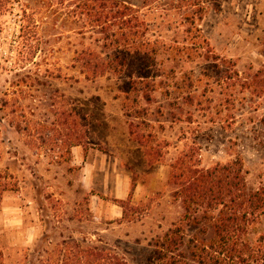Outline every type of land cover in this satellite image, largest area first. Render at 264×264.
<instances>
[{
	"label": "rangeland",
	"instance_id": "rangeland-1",
	"mask_svg": "<svg viewBox=\"0 0 264 264\" xmlns=\"http://www.w3.org/2000/svg\"><path fill=\"white\" fill-rule=\"evenodd\" d=\"M115 1L140 11L146 39L158 46L150 102L140 84L126 94L125 75L82 68L83 52L107 53L104 35L58 0L36 2V18H0V176L13 186L0 204V264H43L63 239L150 264L153 242L181 213L167 183L181 154L202 169L240 161L247 185L264 187V73L253 79L264 65V0H201V20L183 18L189 11L173 0ZM72 112L76 131L82 114L90 126L116 120L111 149L101 125L83 139L109 157L92 191L67 162ZM47 129L56 135L47 138ZM126 179L124 215L109 220ZM261 238L264 215L245 240Z\"/></svg>",
	"mask_w": 264,
	"mask_h": 264
},
{
	"label": "trees",
	"instance_id": "trees-1",
	"mask_svg": "<svg viewBox=\"0 0 264 264\" xmlns=\"http://www.w3.org/2000/svg\"><path fill=\"white\" fill-rule=\"evenodd\" d=\"M51 1L0 0V18L12 14L15 18H36L39 14L36 8L41 7L37 3L45 5ZM58 1L69 11L71 18H88L104 35L106 44L103 47L107 53L83 52L82 68L93 76L107 70L125 75L126 94L140 84L144 91L142 98L150 102L152 73L159 53L157 44L146 39L140 11L115 0ZM148 1L144 0L145 6ZM173 1L189 11L183 18H204L206 9L201 0ZM262 73L264 65L253 79L258 80ZM74 114L71 113V128L65 143L68 157L70 149L82 145L90 131L89 119L84 114L80 118L84 126L80 131L72 129L79 125L77 121L72 124ZM66 121L70 120L67 118ZM47 130V138L57 133ZM38 136L40 143L45 145L47 139ZM170 170L167 181L170 196L181 213L164 236L153 242L150 264H232L235 260L238 261L236 264H264V238L258 245L245 240L249 229L264 215V187L253 189L247 185L242 163L235 161L202 169L192 164L187 155L181 154L170 165ZM12 187L7 177L0 176V204L3 193ZM132 189L133 186L131 192ZM115 202L124 209L126 202ZM192 231L196 234L189 236L187 232ZM46 254L49 257L43 264H127L122 256L111 250L97 245L85 246L73 239H63Z\"/></svg>",
	"mask_w": 264,
	"mask_h": 264
},
{
	"label": "crops",
	"instance_id": "crops-1",
	"mask_svg": "<svg viewBox=\"0 0 264 264\" xmlns=\"http://www.w3.org/2000/svg\"><path fill=\"white\" fill-rule=\"evenodd\" d=\"M116 115V114H115ZM118 115V114H117ZM122 115V114H121ZM120 117V116H119ZM104 119L98 121L97 122H93L90 126V131L91 132V138L95 137L98 135V129H99V125H101L103 127V129H107V134H103V139H101L100 141L103 144H106V146L108 148H112V141L115 140L116 134L112 133V130L114 128V126L116 125V120L113 117H103ZM120 133H118L117 135H119L120 137H126L128 134V128H127V124L124 120L123 122V128L122 126H120ZM117 131V132H119ZM121 131H123V134L121 133ZM91 145V146H90ZM88 148L82 144L79 146H74L70 149V155L68 157L67 162L69 163V167H74L77 166L79 167V172L82 173V183L83 186H81L83 189L85 190H94L95 189V184H96V179L99 173L104 172V170H106L109 167V163L108 160L109 159L108 155L105 153L100 152L98 149H96L94 146H92V144H88L87 145ZM104 165L108 166L107 168H104ZM103 167V168H102ZM122 175V173H120ZM120 180V179H119ZM119 183H121V186L118 185V194L115 195V200L113 202L114 205H112L110 208L106 209V212L109 213V216H106L107 219L112 220H118L121 219V217H123L124 215V209L115 201H120V202H125L123 200L127 199V197H131V193H129V196L127 194V179L124 181H120ZM59 199H61V202H64L66 199V195L65 194H59ZM57 199V200H59ZM101 208L104 207L102 204L100 206ZM117 208L118 210L115 211V217H111L110 215H113L114 211L113 209ZM112 209V211H111Z\"/></svg>",
	"mask_w": 264,
	"mask_h": 264
}]
</instances>
